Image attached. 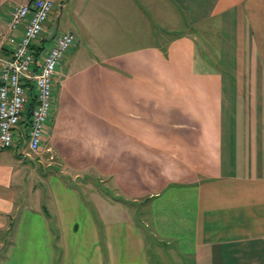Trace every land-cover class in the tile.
<instances>
[{
	"label": "crops",
	"instance_id": "1",
	"mask_svg": "<svg viewBox=\"0 0 264 264\" xmlns=\"http://www.w3.org/2000/svg\"><path fill=\"white\" fill-rule=\"evenodd\" d=\"M30 1L0 0L1 58ZM57 1L80 43L57 68L39 151L19 134L0 148V264H152L148 242L176 264H264V0Z\"/></svg>",
	"mask_w": 264,
	"mask_h": 264
},
{
	"label": "built area",
	"instance_id": "2",
	"mask_svg": "<svg viewBox=\"0 0 264 264\" xmlns=\"http://www.w3.org/2000/svg\"><path fill=\"white\" fill-rule=\"evenodd\" d=\"M53 9L52 0H31L11 13V31L19 27L24 30L17 41L10 40L11 57H0L1 149L15 145V134L27 146V155L37 153L41 147L53 108L57 67L79 40L76 34L67 32L57 37L48 50L39 41ZM22 121L28 126L27 133L23 132Z\"/></svg>",
	"mask_w": 264,
	"mask_h": 264
},
{
	"label": "rangeland",
	"instance_id": "3",
	"mask_svg": "<svg viewBox=\"0 0 264 264\" xmlns=\"http://www.w3.org/2000/svg\"><path fill=\"white\" fill-rule=\"evenodd\" d=\"M53 3H54V9H53V12H52V14L50 15V17H49V20L47 21V24H46V26H47V31L49 32L48 34H46V31H44V33L42 34V36H41V38L39 39V41H41V40H44V36L45 37H47L48 36V41H45L44 42V44H45V47H46V49L48 50L51 46H50V43L52 42V40H51V38L53 37V36H55L57 33L58 34H61V33H64V32H66V30H67V26H65V23H66V25L68 24V27L70 28V29H72V27H71V24L73 23V22H75V18L74 17H69V13H67V11H66V14H63L61 17V19H62V22H61V24H60V27H59V25H58V22H57V19H58V17H59V14H60V7H59V1H57V0H53ZM204 10H206V9H204ZM71 18V19H70ZM65 20V21H64ZM65 22V23H64ZM217 22V20H215V21H213V22H211L212 24H215ZM209 25H211V24H209ZM58 27H59V29H58ZM72 31H74L73 33L74 34H76V35H78V31H76V30H72ZM49 35H50V38H49ZM194 36H196L197 34L195 33V34H193ZM103 37V36H102ZM78 42L77 43H80V38H79V36H78ZM230 40H234L235 41V39H234V37H232L231 36V34H228V32L226 33V34H224V38L223 39H221V41H220V44H221V47H223V50H222V53H225V54H227V56L225 55L222 59H226V62H222V61H220L221 60V56H215L214 58L215 59H218L219 61L217 62V61H214L213 63L216 65V66H218V67H221V68H223V69H228V68H231V65L229 64V62H232V64H233V61L232 60H234L235 59V55H234V58L232 57V55H231V50H232V46L229 44L230 43ZM198 41L200 42V44H201V42H202V37H199V39H198ZM83 42H84V40H83ZM152 43H156V42H159V41H151ZM77 43L75 44V45H77ZM86 43H88V41L86 42ZM83 44V43H82ZM74 45V46H75ZM90 45V44H89ZM73 46V47H74ZM91 47H87L86 49H87V55H89V56H91V55H96V53H98V50H95L94 48H92V45H90ZM201 46H202V44H201ZM214 51V54H217V53H219L220 52V50H219V52H218V50H213ZM205 52H206V50H205ZM201 53L202 54H204V50H203V48L201 47ZM219 55V54H218ZM229 55H231V56H229ZM233 67V66H232ZM58 68V67H57ZM58 71V70H57ZM224 72V74L225 75H227V77H228V75H229V72L228 71H223ZM55 78V81L59 78V76H56V77H54ZM226 82H230V81H226ZM231 84V83H230ZM55 85H56V87H57V83L55 82ZM55 85H54V97H53V102H54V100H55V96L57 95L56 93H57V88L55 87ZM249 97V96H248ZM247 103H249V100H247ZM242 104H243V106H244V104H246L245 103V99L243 100V102H242ZM246 107V106H245ZM237 104L236 103H234L233 101H232V90H231V85H226V92H225V118H226V122L229 124V122H231V118L233 117V115H234V113H236L237 112ZM250 110V109H249ZM243 112H244V110H243ZM244 115H245V112H244ZM48 124L46 123V129H47V126ZM230 127V126H229ZM230 142H232L231 141V133H230V130L229 131H227V135H226V144H227V146L226 147H228L229 145H230ZM45 198L43 197L42 198V202H43V204H45L46 202H45V200H44ZM89 199V198H88ZM87 199V200H88ZM88 203L87 204H89L90 205V201H87ZM91 206V210H92V212L93 213H95V208L93 207V205H90ZM117 206H119V204L117 205ZM135 206H132V209L134 208ZM94 217H95V219H97L96 218V216L94 215ZM99 222L100 223H102L101 222V220H100V218H99ZM99 228L102 230V225L100 224V226H99ZM102 232H103V230L102 231H100L99 232V236H100V240H101V243L103 242V244L105 243L104 241H105V237H103L102 236ZM54 234H55V238H54V243L56 244V245H58V242H60L61 241V239H59V236L61 237V233L60 232H54ZM76 235L78 234V236H74V237H72L71 239L72 240H74V242H76V241H78L79 243L80 242H88L89 241V235L91 234L90 232H88V231H84V232H78V233H75ZM68 240H70V239H68ZM111 241L112 242H114L113 241V239L111 238ZM149 244H148V248H147V255H149V257L151 258V263L152 264H176L175 263V261H174V259L171 257V258H167V257H162L161 255H157L154 251H157V248L155 247V245H156V242H148ZM151 244L152 245H154V247L153 248H150L151 247ZM74 248V247H73ZM77 249H79V247L78 246H76V248H74L73 250H75V254L78 252L77 251ZM55 250H56V252H57V254H59L60 255V248L59 247H57V246H55ZM107 250V249H106ZM161 250H165L164 248H161ZM206 249H203V251H205ZM107 252H108V250H107ZM107 252H106V254H107ZM108 256H109V253H108ZM154 256H156V258L155 259H153V257ZM202 256H200L199 257V260H200V263H196V262H193L194 261V259H191V257H185V259H183V262H184V264H207V262L206 263H203L204 262V259H202L201 258ZM55 264H60V261H59V257H57V259H56V263Z\"/></svg>",
	"mask_w": 264,
	"mask_h": 264
},
{
	"label": "trees",
	"instance_id": "4",
	"mask_svg": "<svg viewBox=\"0 0 264 264\" xmlns=\"http://www.w3.org/2000/svg\"><path fill=\"white\" fill-rule=\"evenodd\" d=\"M40 54H41V51H40V53L39 54H37V58H39L40 57ZM30 114V113H29Z\"/></svg>",
	"mask_w": 264,
	"mask_h": 264
},
{
	"label": "bare ground",
	"instance_id": "5",
	"mask_svg": "<svg viewBox=\"0 0 264 264\" xmlns=\"http://www.w3.org/2000/svg\"><path fill=\"white\" fill-rule=\"evenodd\" d=\"M46 26V25H45ZM45 31V30H44ZM42 41V40H41ZM42 43H44L43 41H42ZM42 51V50H41ZM40 52V51H39Z\"/></svg>",
	"mask_w": 264,
	"mask_h": 264
}]
</instances>
